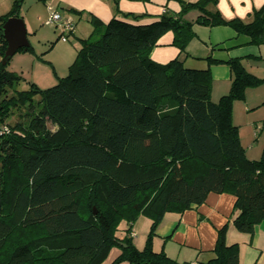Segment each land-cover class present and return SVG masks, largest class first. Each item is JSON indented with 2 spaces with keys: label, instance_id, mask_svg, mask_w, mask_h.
Returning a JSON list of instances; mask_svg holds the SVG:
<instances>
[{
  "label": "trees",
  "instance_id": "16d2710c",
  "mask_svg": "<svg viewBox=\"0 0 264 264\" xmlns=\"http://www.w3.org/2000/svg\"><path fill=\"white\" fill-rule=\"evenodd\" d=\"M23 1L0 16V264H102L112 248L120 250L112 264H188L154 252L152 237L166 213L199 206L209 194H231L235 229L252 235L264 221V145L258 159H248L231 114L233 102L264 78L240 58L209 55L204 68H193L180 56H188L195 25L236 33L211 52L264 46V5L248 22L209 10L217 0H174L177 14L148 24L139 23L145 15L95 20L66 76L47 89L30 83L17 91L10 60L1 64V27L21 18ZM190 10L199 13L192 22L184 18ZM169 32L179 55L156 63L151 51ZM220 64L231 85L213 102L210 67ZM140 215L150 220L142 250L129 234ZM120 220L129 226L123 239L114 234ZM225 233L226 226L217 231L213 257L194 264H239Z\"/></svg>",
  "mask_w": 264,
  "mask_h": 264
},
{
  "label": "crops",
  "instance_id": "0c3cea01",
  "mask_svg": "<svg viewBox=\"0 0 264 264\" xmlns=\"http://www.w3.org/2000/svg\"><path fill=\"white\" fill-rule=\"evenodd\" d=\"M0 1L5 7L3 13L6 14L10 10L13 0ZM198 1L188 0L191 4ZM263 5L264 0H217L216 4L210 5L208 9L218 11L220 16L227 21L239 19L248 22L251 14ZM179 11L180 6L174 0H150L148 2L130 0H24L20 9V19L24 23L26 37L29 40V46L32 48L30 54L37 57L41 55V59L44 60L43 54L47 55L50 52L47 63L52 66L55 72L53 81V79L65 75L63 71L68 69L73 58H75V47H80L81 41L87 39L93 32V21L106 24L113 17L122 18L123 14H131L145 15L139 23L148 24L162 14H177ZM55 12L59 13L62 20L68 21L72 25V31L65 34L67 42L59 40L61 29L47 24L51 14ZM198 15L197 11L190 10L184 18L192 22ZM48 27L53 29L50 30ZM193 30L195 38L186 48L188 56L186 58L180 56L186 66L204 68L206 63L202 59L212 55L221 60L240 58L242 64L247 62L251 67L263 68L264 70V52H260L259 46H242L228 51L211 52L213 45L236 37V33L231 28L225 26L207 28L195 25ZM30 35L38 36L39 41L43 43L50 41L54 43L51 48H45L46 51L38 54V45L32 42V38L29 39ZM171 42L172 34L170 32L164 34L151 51V60L159 64H166L177 57L179 52L171 45ZM210 72L212 79L211 99H215L213 97L215 85L217 89L215 97L220 98L229 91V84L232 79L231 72L223 64L211 66ZM251 101L255 104L245 103V112L260 107L261 104H256L254 99ZM260 123L259 118L253 117L247 127V133H238L245 155L250 160L260 157L264 145V141L257 138L258 134L260 137V131L264 128ZM237 126L239 129V125ZM252 139L257 142L253 143ZM234 203L235 198L231 194H209L205 202L199 206L192 207L183 213H166L155 232L152 242L154 250L156 251L154 242L157 245L162 242V251L177 263L206 262L213 257L212 252L217 231L226 226L225 243L237 245L239 264H264V221L255 226L252 235L238 232L233 225V219L237 215L234 210ZM119 255L120 250L112 248L102 264H112ZM119 264L129 263L122 262Z\"/></svg>",
  "mask_w": 264,
  "mask_h": 264
},
{
  "label": "rangeland",
  "instance_id": "374dc122",
  "mask_svg": "<svg viewBox=\"0 0 264 264\" xmlns=\"http://www.w3.org/2000/svg\"><path fill=\"white\" fill-rule=\"evenodd\" d=\"M4 8L5 7H3V4L0 1V15L4 14L3 13L5 12ZM48 29L51 30L53 28L48 27ZM30 38H32L31 40L34 44L38 45L37 46L38 54L46 51L54 43L53 41H50L49 43L47 42L43 43L42 41H39L40 39H38V36L34 37L30 35L29 39ZM28 43H29V40H28ZM78 48L79 46L75 47L74 49L75 55H76V51L78 50ZM259 49L261 53L264 52L263 46H259ZM49 55H50V52L47 53V55L43 54L44 60H42L40 57L41 55H38L37 57L30 53H23V52L16 53L6 65L7 71L12 72L20 77V80L14 85V89L17 91L27 90L30 83L35 84L40 89H47V88L54 86L57 82L56 81L57 79L55 80L53 79L52 81V78L55 76V72L52 66L49 63H47L48 59L50 58ZM243 65L248 73L256 76L257 78H261V79L264 78L263 68L251 67L247 62H243ZM67 71L68 69L66 71H63L65 73L62 72L63 74H65L63 75V77L66 76ZM230 85L231 83L229 84V86ZM216 90L217 89L215 85L213 89V97L215 99H211L213 102H216L219 100V97L217 98L215 97ZM244 98L245 100L235 101L233 102V105H232L231 120L235 126L239 125V129H238L239 134L247 133L246 132L248 129L247 127L249 126V122L253 117L259 118V120L261 121L260 125L264 127V105H262V103L264 102V85H261L257 88L246 89L244 93ZM253 99L256 102V104H261L260 107L254 110H251L249 112H245V108H244L245 103L254 105L255 103H252L253 101H251ZM260 133H261L260 137L258 134L257 138H260V141L261 139L264 141V128H262ZM252 142L256 143L257 141L252 139ZM127 230H129L128 223L125 220H120L119 222H117V225L114 231L115 237L119 239H123L128 234ZM149 233H150V220L146 216H143V215L138 216V218L134 221V223L130 227V232H129L132 238L131 239L132 244L134 245L136 249L142 250L144 248L145 244L147 243ZM153 239L154 237H152V242H153ZM154 246H156V251L154 250L153 246H152V249L155 252L162 251V247H161L162 242L160 245H157V243L154 242Z\"/></svg>",
  "mask_w": 264,
  "mask_h": 264
},
{
  "label": "water",
  "instance_id": "95a60500",
  "mask_svg": "<svg viewBox=\"0 0 264 264\" xmlns=\"http://www.w3.org/2000/svg\"><path fill=\"white\" fill-rule=\"evenodd\" d=\"M1 36L6 42V50L1 64L5 65L22 48L29 46L24 23L19 18H9L1 27Z\"/></svg>",
  "mask_w": 264,
  "mask_h": 264
},
{
  "label": "built area",
  "instance_id": "2783aa9c",
  "mask_svg": "<svg viewBox=\"0 0 264 264\" xmlns=\"http://www.w3.org/2000/svg\"><path fill=\"white\" fill-rule=\"evenodd\" d=\"M48 25H51L55 28H59L62 30L59 40L61 42H67L66 32L72 31V25L68 21H64L61 19L59 13H52L48 22Z\"/></svg>",
  "mask_w": 264,
  "mask_h": 264
}]
</instances>
